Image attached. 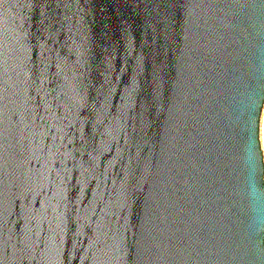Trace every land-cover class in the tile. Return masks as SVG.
I'll use <instances>...</instances> for the list:
<instances>
[{
	"label": "water",
	"instance_id": "95a60500",
	"mask_svg": "<svg viewBox=\"0 0 264 264\" xmlns=\"http://www.w3.org/2000/svg\"><path fill=\"white\" fill-rule=\"evenodd\" d=\"M0 264H264V0H0Z\"/></svg>",
	"mask_w": 264,
	"mask_h": 264
}]
</instances>
